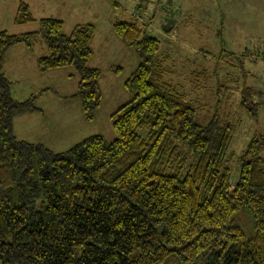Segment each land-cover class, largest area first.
I'll return each instance as SVG.
<instances>
[{"label": "trees", "instance_id": "16d2710c", "mask_svg": "<svg viewBox=\"0 0 264 264\" xmlns=\"http://www.w3.org/2000/svg\"><path fill=\"white\" fill-rule=\"evenodd\" d=\"M35 21L20 2L14 23ZM38 23L34 32L0 31V264H264V136L242 151L232 186L234 124L218 111L198 122L196 107L170 94L156 58L161 41L146 25L113 23L139 57L124 84L131 99L110 115L113 141L94 134L54 152L17 138L14 119L38 111L50 89L14 98L4 60L15 46L45 45L40 73L74 68L73 97L87 121L102 104V73L89 65L95 25L65 34L62 20ZM248 90L241 106L255 116Z\"/></svg>", "mask_w": 264, "mask_h": 264}, {"label": "rangeland", "instance_id": "374dc122", "mask_svg": "<svg viewBox=\"0 0 264 264\" xmlns=\"http://www.w3.org/2000/svg\"><path fill=\"white\" fill-rule=\"evenodd\" d=\"M21 1L30 6L35 22L14 23ZM116 1L118 8L109 0H0V31L12 35L38 30V21L43 18L62 20L65 34L78 24L93 23L94 56L89 65L102 73V104L94 120L87 121L73 97L79 81L74 68L39 75L34 62L47 54L45 45L38 43L34 54L25 57L18 53L24 45L14 47L5 67L14 98L23 101L44 87L51 89L36 99L39 112L15 118L17 138L43 143L54 152L94 134L113 141L110 115L131 99L124 84L139 64L135 50L114 33L113 23L136 20L161 41L156 58L165 70L160 75L169 83L170 94L191 102L198 122L206 123L218 111L234 124L233 156L228 165L229 182L234 186L240 178L239 156L253 136H264V0ZM245 53L249 56L241 57ZM244 88H249L248 105L256 103L255 116L241 106Z\"/></svg>", "mask_w": 264, "mask_h": 264}, {"label": "crops", "instance_id": "0c3cea01", "mask_svg": "<svg viewBox=\"0 0 264 264\" xmlns=\"http://www.w3.org/2000/svg\"><path fill=\"white\" fill-rule=\"evenodd\" d=\"M22 2V1H21ZM133 16H134V14H133ZM15 47H17V46H15ZM14 48V47H13ZM13 48H11L10 50H8V52L6 53V56H5V60H4V71H6L5 70V67H6V61H7V58H8V55H9V53H12L11 51H14V50H12ZM19 50V52L18 53H20L19 54V56H21V57H25L26 55H28V54H30V55H33L34 54V51L33 52H29L28 50H27V48L25 47V48H18ZM16 54H17V52H16ZM38 59V58H37ZM37 59L35 60V62H34V64H35V67L37 68ZM38 69V68H37ZM39 71V70H38ZM48 72H50V71H48ZM5 74H6V72H5ZM39 75H44L43 73L41 74L40 73V71H39ZM47 88H49V87H44V89H47ZM50 89V88H49ZM41 90H43V88L41 89ZM41 90H39V91H41ZM51 90V89H50ZM50 90L49 91H46V92H44V93H42V95H40L38 98H40L41 96H43V95H46L47 93H49L50 92ZM13 92V91H12ZM14 96V95H13ZM65 96V95H64ZM36 112H39V110L38 111H36ZM36 112H34V113H36ZM30 114H33V113H30ZM25 115H29V113L28 114H24V115H22V116H25ZM22 116H18V117H22ZM18 117H16V118H18ZM15 120V119H14Z\"/></svg>", "mask_w": 264, "mask_h": 264}]
</instances>
